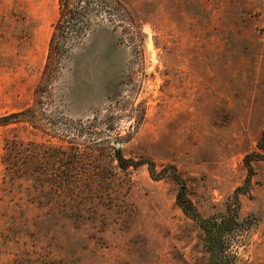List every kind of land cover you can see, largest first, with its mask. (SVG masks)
Masks as SVG:
<instances>
[{
	"label": "rangeland",
	"instance_id": "obj_1",
	"mask_svg": "<svg viewBox=\"0 0 264 264\" xmlns=\"http://www.w3.org/2000/svg\"><path fill=\"white\" fill-rule=\"evenodd\" d=\"M70 2L46 68L61 0H0V264H264V0Z\"/></svg>",
	"mask_w": 264,
	"mask_h": 264
},
{
	"label": "trees",
	"instance_id": "obj_2",
	"mask_svg": "<svg viewBox=\"0 0 264 264\" xmlns=\"http://www.w3.org/2000/svg\"><path fill=\"white\" fill-rule=\"evenodd\" d=\"M79 3V2H76ZM62 9L60 12V15L56 21L55 29L51 35L50 43H49V54H48V60L46 63V68L51 63L52 56L57 53L60 58L61 55H63L64 52L67 51L69 43L67 40V34L74 33L75 35H78L82 33V31H86V28L89 27V22L87 19H77V21H73L75 17L69 18L68 14H72V11L68 9V7L71 5L70 0H61ZM87 15V12L85 13V16ZM87 17V16H86ZM61 33V34H60ZM62 40V42H61ZM59 58V59H60ZM46 75V73H45ZM41 86L42 83L39 84V86L36 89L37 97H39V94L41 92ZM32 109L27 108L20 112H15L11 114H7L0 117V123H10L13 121H25L28 122L31 119ZM262 146V144H259V147ZM115 154L117 159L119 160V163L122 165V163L125 161L123 160V156L120 154L118 150L115 149ZM30 152L27 149V146L24 144H11V146H8L5 149V153L2 156V165L4 168V174L5 179L7 180V183L15 182L17 179L27 178V171L29 170L31 166V160H29ZM21 158V159H20ZM124 165V164H123ZM248 167L250 168V163H247ZM37 169L41 170V166H38ZM39 174V173H38ZM231 222H228L224 220L221 222V225L218 226L217 224H213V227L210 225H206V228L210 230V233L212 235V243L215 246H219L218 240H219V233H221V238L224 236V233L231 229ZM224 232V233H223Z\"/></svg>",
	"mask_w": 264,
	"mask_h": 264
},
{
	"label": "water",
	"instance_id": "obj_3",
	"mask_svg": "<svg viewBox=\"0 0 264 264\" xmlns=\"http://www.w3.org/2000/svg\"><path fill=\"white\" fill-rule=\"evenodd\" d=\"M119 146V143H117V147Z\"/></svg>",
	"mask_w": 264,
	"mask_h": 264
}]
</instances>
